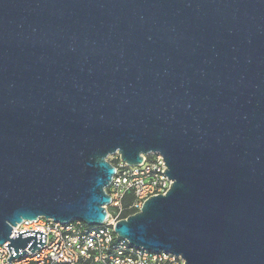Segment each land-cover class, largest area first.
<instances>
[{
    "label": "water",
    "instance_id": "95a60500",
    "mask_svg": "<svg viewBox=\"0 0 264 264\" xmlns=\"http://www.w3.org/2000/svg\"><path fill=\"white\" fill-rule=\"evenodd\" d=\"M118 153L165 195L116 235L185 264H264V0H0V245L101 225Z\"/></svg>",
    "mask_w": 264,
    "mask_h": 264
},
{
    "label": "built area",
    "instance_id": "2783aa9c",
    "mask_svg": "<svg viewBox=\"0 0 264 264\" xmlns=\"http://www.w3.org/2000/svg\"><path fill=\"white\" fill-rule=\"evenodd\" d=\"M107 161L115 173L106 189L111 202L105 221L98 226L78 220L67 224L45 218L24 221L13 227L11 238L33 230L47 235L46 245L35 253L25 248L28 253L12 259L11 264H185L180 256L137 248L115 233L117 222L138 213L147 200L170 189L172 182L164 173L163 157L151 153L141 164L130 166L116 153ZM7 244L0 245V264H10Z\"/></svg>",
    "mask_w": 264,
    "mask_h": 264
}]
</instances>
